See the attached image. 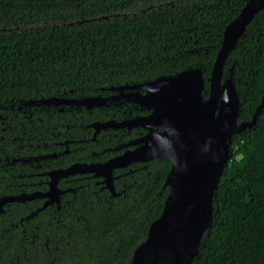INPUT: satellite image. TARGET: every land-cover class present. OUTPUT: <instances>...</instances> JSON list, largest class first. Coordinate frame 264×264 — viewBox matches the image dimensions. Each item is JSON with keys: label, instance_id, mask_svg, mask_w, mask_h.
Returning <instances> with one entry per match:
<instances>
[{"label": "trees", "instance_id": "1", "mask_svg": "<svg viewBox=\"0 0 264 264\" xmlns=\"http://www.w3.org/2000/svg\"><path fill=\"white\" fill-rule=\"evenodd\" d=\"M248 0H0V199L44 193L47 173L104 163L141 127L94 125L148 115L133 102L114 106L43 104L57 98L145 94L199 76L206 101L223 30ZM237 96L236 124L250 122L264 97V9L230 51L222 80ZM129 148L132 149L130 146ZM170 160L112 172L115 195L93 174L60 179V204L5 203L0 264H130L169 193ZM212 222L192 264H264V109L230 137L212 196Z\"/></svg>", "mask_w": 264, "mask_h": 264}, {"label": "water", "instance_id": "2", "mask_svg": "<svg viewBox=\"0 0 264 264\" xmlns=\"http://www.w3.org/2000/svg\"><path fill=\"white\" fill-rule=\"evenodd\" d=\"M264 9V0H248L240 13L228 23L222 35L209 79L206 101H201L203 84L198 75L185 74L170 87L149 83L145 94L119 93L107 98L68 100L51 98L43 104L114 106L133 102L151 112L121 122L107 121L94 125L96 132L106 128L141 127L145 135L122 148L120 155L104 163H74L65 169L47 173L48 189L0 199V213L5 203L42 198L39 210L55 204L66 192L57 187L60 179L73 174H93L103 179L105 187L115 195L112 172L135 162L152 159L170 160L165 178L169 193L157 219L148 228L147 237L132 254L130 264H192L201 238L212 222V196L228 162L230 137L252 127L264 109V97L250 122L236 124L237 96L228 79L221 83L224 63L253 17ZM133 149H128L129 147ZM136 146V147H135Z\"/></svg>", "mask_w": 264, "mask_h": 264}, {"label": "flooded vegetation", "instance_id": "3", "mask_svg": "<svg viewBox=\"0 0 264 264\" xmlns=\"http://www.w3.org/2000/svg\"><path fill=\"white\" fill-rule=\"evenodd\" d=\"M135 140V139H134ZM136 147V146H135ZM134 147H132V149H133ZM128 149H131V148H128ZM126 150V149H125Z\"/></svg>", "mask_w": 264, "mask_h": 264}]
</instances>
